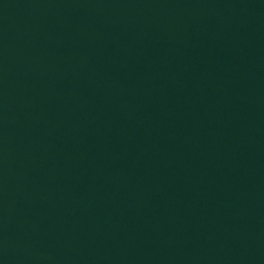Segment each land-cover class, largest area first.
Returning <instances> with one entry per match:
<instances>
[{
	"label": "water",
	"instance_id": "water-1",
	"mask_svg": "<svg viewBox=\"0 0 264 264\" xmlns=\"http://www.w3.org/2000/svg\"><path fill=\"white\" fill-rule=\"evenodd\" d=\"M0 264H264V0H0Z\"/></svg>",
	"mask_w": 264,
	"mask_h": 264
}]
</instances>
